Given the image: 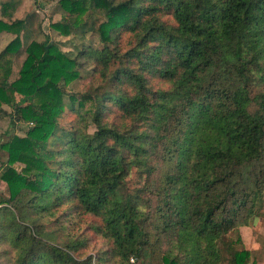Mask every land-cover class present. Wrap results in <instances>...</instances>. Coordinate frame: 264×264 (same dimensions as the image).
Here are the masks:
<instances>
[{
	"label": "trees",
	"instance_id": "obj_1",
	"mask_svg": "<svg viewBox=\"0 0 264 264\" xmlns=\"http://www.w3.org/2000/svg\"><path fill=\"white\" fill-rule=\"evenodd\" d=\"M16 8L3 5L2 16ZM57 8L56 29L90 38L73 55L49 36L26 45L31 16L0 19V34H16L0 52V118L29 124L0 144L10 193L0 212L17 203L22 217L28 209L53 218L65 237L49 245L14 213L4 226L11 264L139 262L152 235L145 192L171 238L162 264H248L241 236L228 238L236 217L225 216L261 196L257 175L251 198L242 185L247 166L264 158V0H59ZM82 70L88 86L68 93ZM163 161L155 188L131 189L134 171L151 174ZM94 237L107 245L96 256Z\"/></svg>",
	"mask_w": 264,
	"mask_h": 264
},
{
	"label": "rangeland",
	"instance_id": "obj_2",
	"mask_svg": "<svg viewBox=\"0 0 264 264\" xmlns=\"http://www.w3.org/2000/svg\"><path fill=\"white\" fill-rule=\"evenodd\" d=\"M12 0H0V19L3 18L8 24H11L14 20H25L31 16L29 19L31 21V26L29 27V33L24 34V42L27 45L32 40H36L41 42L49 36L54 42L59 43L58 46L64 52H68L70 54H75L77 52L78 46L82 43H86L90 41L89 36L85 39L80 36H65L61 33L60 30L54 27V24L59 23L62 20V13L57 8V4L59 0H15L17 8L15 11H10L11 18H4L2 16V8L3 5L11 3ZM5 34H0V52L7 46L14 38L16 34H10L4 32ZM25 59V52L22 51L20 57L15 60L14 64V74L12 80L17 78L19 73V68ZM89 70H82L81 77L76 82L67 86V91L70 94H77L83 91L89 84ZM68 102V101H67ZM4 109L10 111L8 106H4ZM29 124L27 123H16L13 125L10 118L5 116L0 118V144H5L10 137L19 136L24 137L26 132L28 131ZM93 131L92 128H90ZM9 158V154L5 150L0 151V176L2 173V167L6 163ZM157 170L154 172L144 174L143 176H139V174L134 171L130 178V187L131 189L142 188L145 186H150L155 188L163 179V174L161 168L163 167L164 161L156 162ZM18 172H21V168H23V164L20 162H16L12 165ZM252 166H247L245 171L246 182L242 185V188L246 189L247 198H251L252 196V188L256 183L255 177H258V186L257 192L259 193L260 199L257 204H249L246 206H241L235 208L231 212V214H227V216H233L234 228H236L237 232H229V239H233L234 241L238 239V235L242 238V244L239 245L238 249L242 247L247 249L250 252V256L248 259V264H252L256 262L257 264H264V204L261 203V200H264V158L262 162L256 166L255 172L251 171ZM162 174V175H161ZM155 190V189H150ZM149 191V189L147 190ZM147 198L150 199L147 207L144 210L145 212L150 214V220L148 222L149 230L151 232L150 243L147 252L145 253L144 258H142L139 262L134 264H162L161 259L163 255L169 250L170 246H172L170 234H165L160 232V214L158 212L157 199L156 197L149 193L145 192ZM0 196L3 198H9L10 193L7 187V184L1 180L0 178ZM242 199V196L239 197ZM247 200V199H246ZM246 200H242L244 203ZM260 207L261 210H260ZM9 210L0 212V264H11L15 259V250L7 241V234L4 229L7 224H10L11 217L15 213V217L17 222L21 224L28 223L33 227V231L38 234V236L49 245H58L63 244L65 242V237L62 234L61 230H59V224L53 218L43 217L41 214H38L35 211L25 209L24 216L18 213V204H12L9 206ZM249 209L253 210V217L249 216ZM5 226V227H4ZM66 226H69L66 223ZM84 228H86V223L82 224L81 232H85ZM83 229V230H82ZM232 231V229H230ZM160 234L162 236H160ZM165 234V235H164ZM6 238V239H5ZM107 245L106 242L99 238L94 237L90 242V254L96 256L98 253L106 250ZM133 262V261H132Z\"/></svg>",
	"mask_w": 264,
	"mask_h": 264
},
{
	"label": "crops",
	"instance_id": "obj_3",
	"mask_svg": "<svg viewBox=\"0 0 264 264\" xmlns=\"http://www.w3.org/2000/svg\"><path fill=\"white\" fill-rule=\"evenodd\" d=\"M3 34H5V33H3Z\"/></svg>",
	"mask_w": 264,
	"mask_h": 264
}]
</instances>
